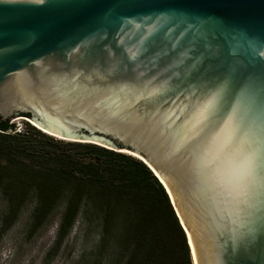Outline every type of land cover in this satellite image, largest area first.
<instances>
[{"label": "water", "instance_id": "1", "mask_svg": "<svg viewBox=\"0 0 264 264\" xmlns=\"http://www.w3.org/2000/svg\"><path fill=\"white\" fill-rule=\"evenodd\" d=\"M0 116L144 162L196 264H264V0H0Z\"/></svg>", "mask_w": 264, "mask_h": 264}, {"label": "trees", "instance_id": "2", "mask_svg": "<svg viewBox=\"0 0 264 264\" xmlns=\"http://www.w3.org/2000/svg\"><path fill=\"white\" fill-rule=\"evenodd\" d=\"M10 120L0 116V193L7 205L1 231L30 199V234L62 203L54 249L79 218L100 227L98 250L105 264H194L168 193L144 162L54 137L28 121L17 130Z\"/></svg>", "mask_w": 264, "mask_h": 264}, {"label": "rangeland", "instance_id": "3", "mask_svg": "<svg viewBox=\"0 0 264 264\" xmlns=\"http://www.w3.org/2000/svg\"><path fill=\"white\" fill-rule=\"evenodd\" d=\"M29 119L21 117L16 125L24 126ZM32 124V123H31ZM35 200L30 199L21 209L15 222L5 231L0 230V264H105L104 251L98 250L99 226L75 222L60 247L52 248L57 237L63 204L50 213L44 224L29 233ZM7 205L0 193V228Z\"/></svg>", "mask_w": 264, "mask_h": 264}, {"label": "bare ground", "instance_id": "4", "mask_svg": "<svg viewBox=\"0 0 264 264\" xmlns=\"http://www.w3.org/2000/svg\"><path fill=\"white\" fill-rule=\"evenodd\" d=\"M188 241L190 242V247H191V250H192V258L194 260V263L196 264V259H195V254H194V248H193L192 242L190 241V237L189 236H188Z\"/></svg>", "mask_w": 264, "mask_h": 264}, {"label": "built area", "instance_id": "5", "mask_svg": "<svg viewBox=\"0 0 264 264\" xmlns=\"http://www.w3.org/2000/svg\"><path fill=\"white\" fill-rule=\"evenodd\" d=\"M19 128H20V127H19V126H17V130H19Z\"/></svg>", "mask_w": 264, "mask_h": 264}]
</instances>
